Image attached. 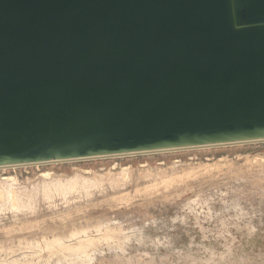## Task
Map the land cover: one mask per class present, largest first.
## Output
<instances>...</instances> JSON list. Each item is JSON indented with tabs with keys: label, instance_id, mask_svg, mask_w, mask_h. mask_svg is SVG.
Returning <instances> with one entry per match:
<instances>
[{
	"label": "water",
	"instance_id": "95a60500",
	"mask_svg": "<svg viewBox=\"0 0 264 264\" xmlns=\"http://www.w3.org/2000/svg\"><path fill=\"white\" fill-rule=\"evenodd\" d=\"M264 141V0H0V166Z\"/></svg>",
	"mask_w": 264,
	"mask_h": 264
},
{
	"label": "rangeland",
	"instance_id": "374dc122",
	"mask_svg": "<svg viewBox=\"0 0 264 264\" xmlns=\"http://www.w3.org/2000/svg\"><path fill=\"white\" fill-rule=\"evenodd\" d=\"M0 189V264H264V141L9 166Z\"/></svg>",
	"mask_w": 264,
	"mask_h": 264
},
{
	"label": "bare ground",
	"instance_id": "6f19581e",
	"mask_svg": "<svg viewBox=\"0 0 264 264\" xmlns=\"http://www.w3.org/2000/svg\"><path fill=\"white\" fill-rule=\"evenodd\" d=\"M120 155H124V154H120ZM119 156V155H118ZM41 163H47V162H41ZM41 163H32V164H41ZM21 165H28V164H21ZM9 166H12V167H16V166H19V165H17V164H15V165H3V166H0V169H3V170H6ZM8 179H12L11 177H9ZM76 184L75 183H73V182H70V183H68V184H64V183H62L61 181H58V182H55L54 183V187L57 189V190H62V191H64V192H66V191H69V190H72V189H74V188H76ZM52 191V190H51ZM52 194V193H51ZM5 194L3 193V191L0 189V198H2L3 196H4ZM14 208H17V206L16 207H14ZM15 210V209H14Z\"/></svg>",
	"mask_w": 264,
	"mask_h": 264
}]
</instances>
